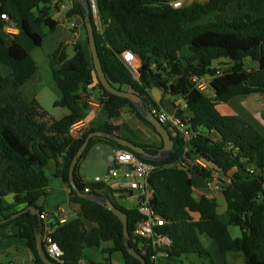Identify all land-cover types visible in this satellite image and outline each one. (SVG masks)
<instances>
[{"label": "trees", "instance_id": "trees-1", "mask_svg": "<svg viewBox=\"0 0 264 264\" xmlns=\"http://www.w3.org/2000/svg\"><path fill=\"white\" fill-rule=\"evenodd\" d=\"M96 1L102 30L91 10L92 21L99 56L110 83L140 95L149 105H162L168 110L172 109L173 101L166 106L162 101L157 102L151 92L153 87H159L173 97H183L188 110H179L178 114L188 120L192 137L186 142L165 124L174 146L171 154L161 160H148L110 138L93 137L79 163L93 144L107 143L130 150L140 160L154 165L149 180L154 189L152 204L166 220L163 231L173 240L169 261L165 264H186V257L190 255L213 264L211 253L200 237L204 234L216 241L224 264H230L229 253H241L244 264H264V134L242 116L222 114L218 109L220 103L229 102L236 96L264 94V16L248 12L232 15L228 6L235 0L195 1L181 8H174L169 4L170 0ZM11 5L15 6L18 16ZM55 5L58 4L54 0H0V219L28 206L39 208L41 214L48 213L42 203L50 182L46 169L50 161L55 160V175L67 184L70 201L79 209L78 216L71 220L49 221L52 237L63 251L64 263L111 264L110 256L120 252L124 264H142L127 250L121 220L105 206L75 192L69 182V167L89 133L121 130V126L112 123L111 119L121 117L123 109L152 126L161 143L122 137L152 154L162 153L163 138L132 101L110 93L98 79L89 49L86 11L75 1L67 10V16L82 18L87 48L80 43L60 42L49 56L52 77L61 91V98L54 105L67 108L69 113L57 119L35 97L27 99L24 96V84L38 74L39 68L18 40L19 36L7 35L4 27L20 19L22 31L36 46H42L43 35L33 29V24L54 31L59 24L51 14ZM4 13L11 17L10 21L2 18ZM208 15L212 19L202 22L201 19ZM185 47L189 48L190 54L181 55ZM126 51H132L141 61L138 77L123 60ZM246 58L260 61L262 70H247ZM194 75L213 76L210 86L214 96H208L195 86L191 78ZM93 84L102 92L103 118L92 123L84 137L74 139L69 129L86 117L88 103L83 91ZM196 158L205 166L189 167L188 162ZM249 166L255 167L258 173L250 174ZM234 168L237 170L232 182L222 190L229 215L226 224L221 219L216 198L195 195L191 174L194 171L208 179L213 170L228 175ZM75 180L83 191L90 184L78 173V168ZM9 192L13 193V201L6 205L3 197ZM95 192L110 198L126 212L132 236L130 244L143 254L139 249L141 239L134 235V228L142 218L138 208L121 205L108 186ZM20 206L23 208L18 210ZM192 213H199L200 218L194 219ZM40 215L28 210L0 224V230L12 224L18 226L19 236L27 241L33 254V264H46L37 249L36 232L42 229L44 236L45 230ZM229 225L238 226L241 236L234 237ZM106 242L112 245L103 247ZM43 245L46 255L53 260L44 240ZM90 247L100 248L108 257L99 263L89 260L86 249ZM143 255L147 264H153L149 250Z\"/></svg>", "mask_w": 264, "mask_h": 264}, {"label": "crops", "instance_id": "crops-1", "mask_svg": "<svg viewBox=\"0 0 264 264\" xmlns=\"http://www.w3.org/2000/svg\"><path fill=\"white\" fill-rule=\"evenodd\" d=\"M74 1L75 0H54V3L58 5H55L52 8L51 14L55 19L59 20V24L54 31H50L45 26L48 29L47 33L44 34L41 33L43 35L42 46H44L45 44L46 35L53 34L54 36L51 37L49 41V50H48L50 53L49 56L53 53L58 43L60 42H65L66 44H70V45L80 43L84 45L85 48H87L86 29L84 27L82 18L79 15L67 16V10L70 9ZM242 3H244L245 5L243 6ZM63 6H66V8H64ZM11 7H15V6L11 5ZM228 11L235 16L242 15L247 12L257 16H264V0H235L228 6ZM16 15L18 16V13ZM34 25H36V23L33 24V29H34ZM14 26L17 28V32H18L17 35L19 36L18 40L24 45V43L20 39L22 33H24L22 31L20 19L17 23H14ZM25 48L29 51L28 47L25 46ZM137 63L139 66L141 65V61L139 58L137 59ZM245 67L247 70H252V69L262 70L261 62L250 58L245 59ZM40 83L41 80L36 78V76L30 79L26 84H24L22 88L24 96L27 99H31L32 97H35L40 103V105L44 109H46L51 116L57 119L67 115L69 113V110L67 108L54 105L55 101L61 98V91L60 89L58 90L59 87L57 89H54L56 91V94L54 98H52L50 96V92H46L45 88L41 89ZM92 87L96 89L90 90ZM85 90L83 91V96L86 102L88 103V108L86 110V117L84 119H86L91 126L94 121H99L103 118L102 103H101L102 92L95 84L88 86ZM204 92L208 96H214V90L211 86H209L208 89H206ZM171 98H172L171 95L168 96L167 101L164 102L165 106L168 105L169 101H171ZM154 99L157 102H160L159 98L154 97ZM218 109L222 114H238L242 116L244 119H246V121L252 124L262 134H264V94L253 93L247 96H236L232 98L229 102L220 103L218 105ZM122 116L123 114L121 115V117ZM121 117L119 118L121 119ZM111 122L122 126V124L119 123V120L117 119H111ZM137 141L147 142L142 137L138 138ZM96 144H107V143H96ZM113 148L115 151L118 149L115 146H113ZM86 158L87 157L81 160L78 166V173L84 179H85L84 176L85 172L83 173L82 171V163ZM59 161H62V158H60ZM56 168H57V162L55 160L50 161L46 169L47 174L50 178L48 194L42 203H44V205L46 206V210L48 211V213L46 214L48 215L49 213H52L53 215L52 219H54L55 222L62 223L65 220H71L77 217L79 213V209L75 203L70 201L69 188L67 184L60 177L55 175ZM236 170L237 169L234 168L230 172H235ZM194 174L197 175L199 178H202L197 173L192 171L191 175L193 176ZM193 181H194V177H193ZM198 191H199L198 189H195V182H194L195 195ZM7 195L8 197L10 196V198H8L7 202H4V204L6 205L10 204L13 201V193L9 192ZM205 195L217 199L219 203V213L221 219L226 224H228L229 215L227 212V203L223 192L207 191ZM114 196L115 199H117V201L121 205L127 208L137 207L139 201L137 192H129L122 195L116 192L114 193ZM222 196L224 197L225 207L223 206V202L220 199ZM22 208L23 206H20L18 210ZM192 215L196 220L200 218L199 213H192ZM44 225H45L44 227L45 230L48 229L52 230V228H50L49 226L48 221L45 220ZM90 226H92V224H90ZM230 226L231 225H229V229ZM232 235L234 234L232 233ZM235 236L238 237V235H234V237ZM207 244L212 245V241H207ZM111 245H112L111 242H106L103 244V247H110ZM0 248H1L0 262H4L6 264H33V254L31 252V249L27 241L19 236V228L16 224L9 225L3 228L2 230H0ZM92 248H96V247H90V249ZM87 249H86L87 258L95 263L102 262L104 260V257H106L103 255L102 260L95 259L92 255L87 253ZM96 249H98L101 252L100 248H96ZM218 251H219L218 254H220L219 257L222 260V264H224V257L221 254L219 247H218ZM115 253H120V252H115ZM115 253H113L110 256L111 264H114L113 256ZM120 254L123 259L122 253ZM190 256L186 257L185 260L186 264L187 261L189 262ZM227 259L230 262V264H244V258L241 253H229Z\"/></svg>", "mask_w": 264, "mask_h": 264}, {"label": "built area", "instance_id": "built-area-1", "mask_svg": "<svg viewBox=\"0 0 264 264\" xmlns=\"http://www.w3.org/2000/svg\"><path fill=\"white\" fill-rule=\"evenodd\" d=\"M195 1L205 0H170L169 4L174 8H181ZM63 7L66 8V6ZM90 8L94 13L97 24L99 22V29L102 30L96 0H90ZM2 18L7 21L11 19L6 13L2 14ZM4 32L10 36L17 35L18 33L13 22L4 27ZM137 59L138 57L132 51L123 53V60L127 62L135 77H138V68L140 67L137 63ZM191 78L197 88L205 91L210 86L213 76L208 75L199 77L194 75ZM173 103L171 110H168L162 105L157 107L152 105L153 108L151 111L161 122L168 124L172 130L179 133V135L188 142L192 137V131L187 123L188 120L182 118L178 114L179 110H188V105L183 97H177ZM126 110L127 109H123L122 114H124ZM89 128L90 124L88 121L86 119H81L70 127L69 133L72 138L80 139L84 137ZM196 164L205 166L204 162L199 158L188 162L189 167ZM184 165L186 166L187 164ZM125 166H128V168L126 169ZM154 168L152 163L140 160L132 151L117 149L108 173L103 177L96 176L94 183L104 184L106 187L108 186L113 193L117 192L120 195L129 192L138 193L139 201L137 208L142 218L134 228V235L141 239L139 249L143 251V254L147 253L149 250L150 260L153 264H165V262L169 261V250L173 240L167 232L163 231L166 220L158 212L155 205L152 204L154 189L149 180ZM247 171L250 174L258 173V170L251 166L247 168ZM233 173L234 172H229L228 175H224L220 171L213 170L211 177L205 179L206 189L202 187L199 189L200 192L205 194L207 191H222L225 186L232 182ZM90 191L91 189L88 185L85 188V192ZM40 218L45 222L47 214H41ZM43 240L47 245L49 256L55 260V262L65 264L63 260V251L54 241L51 229L44 230Z\"/></svg>", "mask_w": 264, "mask_h": 264}, {"label": "water", "instance_id": "water-1", "mask_svg": "<svg viewBox=\"0 0 264 264\" xmlns=\"http://www.w3.org/2000/svg\"><path fill=\"white\" fill-rule=\"evenodd\" d=\"M77 2H80L81 5L84 6L85 8V26L87 29L88 33V38H89V48L92 53V58H93V63L96 69V73L98 76V79L101 81L103 86L112 94H116L121 97L128 98L130 101L134 103V105L138 108L140 113L156 128V130L159 132V134L162 136L163 141H164V147L162 150V153L159 154H152L150 153L147 149H145L143 146L138 145L134 142H132L129 139H126L119 135L117 132H108V131H103V130H96L91 133L86 137L85 141L73 157L70 167H69V182L72 186V188L75 190V192L82 198L89 199L95 202H98L99 204L105 206L107 209L111 210L123 223V233H124V238H125V244L127 247L128 252L137 258L142 264H147V260L144 257V255L130 244V240L132 239V236L129 231V225H128V217L126 212H124L121 208L117 207L114 202L104 196V195H99L95 191H102L106 189V186L104 184H98V183H90L89 187L91 189L90 192H85L81 190L75 180V174L76 170L78 168V163L79 160L81 159L83 153L87 149L88 145L90 144V141L93 137H105V138H110L117 143L126 146L133 150L135 153L142 154L146 159L148 160H161L166 157H168L174 146V141L172 138V135L170 131L166 128L165 124L161 122L153 113H152V105L147 104L144 99L131 91H126L122 89H118L115 86H113L110 81L108 80L106 73L104 72L103 66H102V61L99 56L98 48H97V43H96V37H95V28H94V23L92 21V14H91V8H90V1L89 0H75ZM217 62V60H215ZM156 89V88H155ZM127 169L128 166H125ZM31 211L33 214H41V211L39 208L35 206H28L22 211H19L17 213L12 214L8 218H2L0 219V224H3L5 222L10 221L11 219L16 218L17 216H20L23 212L25 211ZM52 213H49L47 215L46 221H51L52 219ZM43 226V225H41ZM43 232L42 229H39L36 232V238H37V249L39 252L40 257L43 259V261L46 264H63V263H57L53 260H51L45 253L44 250V245H43ZM134 242H137V239H133ZM78 264H88L86 262H81Z\"/></svg>", "mask_w": 264, "mask_h": 264}, {"label": "rangeland", "instance_id": "rangeland-1", "mask_svg": "<svg viewBox=\"0 0 264 264\" xmlns=\"http://www.w3.org/2000/svg\"><path fill=\"white\" fill-rule=\"evenodd\" d=\"M12 9L14 13L17 14L16 8L12 7ZM211 19H212V16L208 15L204 17L203 19H201V21L205 22ZM34 30L39 33L44 34V33H47L48 29L44 25L36 24L34 25ZM45 37H46V40H45L44 46H35L33 40L30 39L25 33H22L20 39L24 43V45L28 47L30 54L32 55L33 59L36 61L38 65L39 71H38V74L36 75V78L41 80V83H40L41 89L45 88L46 92H50V96L54 98L56 94V91L54 89H57L58 86L52 77L50 64H49V54L50 53L48 51L49 41L51 37H54V36L53 34H48ZM180 53L181 55H188L190 54V50L188 47H185ZM94 89L96 88L92 87L90 90H94ZM151 92H152L153 97L159 98L160 101H162L163 103L167 101L168 96H170V94L164 92V90H162L159 87H153ZM176 99L177 97L172 96L171 101H175ZM117 120H119V123L122 124L121 130L117 132L119 135L130 137L133 140H137L138 138L142 137L143 139L147 141V143H154V144L161 143V138L157 133H155L153 127L150 126L148 123H146L141 118L131 115V113L128 110L125 111L121 119L117 118ZM95 122L97 121H94L93 123ZM86 157L87 158L82 163V171L83 173L85 172L84 173L85 180L89 183H94L96 176L103 177L105 174L108 173L110 166L112 165L113 158L115 157V150L113 146L109 144H93L89 148V151ZM193 177H194V182H195V189L199 190L200 187H203L204 189H206L205 179L199 178L195 174L192 176V178ZM196 195L197 196L202 195L200 190L196 193ZM8 198H10V196L9 197L8 195L4 196L3 201L7 202ZM220 199L223 202V206L225 207L224 197L222 196ZM230 229L234 235H238V236L241 235V230L238 226L231 225ZM200 237L204 245L208 248V250L211 253L213 264H222V260L219 257L220 254H218L219 251H218V246H217L216 241H214L213 239H211L205 234L201 235ZM207 241H212V245L207 244ZM0 252H1V248H0ZM87 253L92 255L95 259H98V260H102L103 258V254L96 248H92V249L88 248ZM105 256L108 257L107 254H105ZM189 259L190 260L189 262L187 261V264H211L209 260L199 258L195 255L190 256ZM113 263L114 264H124V261L120 253L114 254Z\"/></svg>", "mask_w": 264, "mask_h": 264}]
</instances>
